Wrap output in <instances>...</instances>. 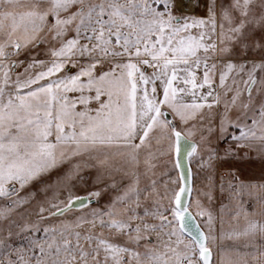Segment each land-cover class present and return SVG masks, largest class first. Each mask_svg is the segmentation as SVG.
<instances>
[{"label": "snow or ice", "instance_id": "snow-or-ice-1", "mask_svg": "<svg viewBox=\"0 0 264 264\" xmlns=\"http://www.w3.org/2000/svg\"><path fill=\"white\" fill-rule=\"evenodd\" d=\"M0 264H264V0H0Z\"/></svg>", "mask_w": 264, "mask_h": 264}]
</instances>
